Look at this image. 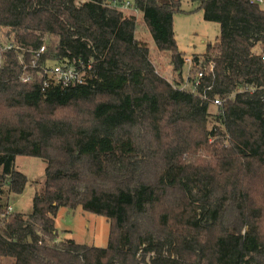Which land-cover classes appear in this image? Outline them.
Returning a JSON list of instances; mask_svg holds the SVG:
<instances>
[{
    "label": "trees",
    "instance_id": "obj_1",
    "mask_svg": "<svg viewBox=\"0 0 264 264\" xmlns=\"http://www.w3.org/2000/svg\"><path fill=\"white\" fill-rule=\"evenodd\" d=\"M108 1L0 0V28L34 78L23 83L18 54L0 47V264H142L150 254L152 264H264V5L191 0L220 26L206 48L213 71L192 93L157 73L137 17L120 10L127 0ZM128 1L182 73L183 0ZM47 35L57 44L35 60ZM61 61L91 66L90 80L43 92L40 67ZM212 117L221 127L209 128ZM20 156L47 163L29 215L8 213L29 183ZM62 208L106 218L107 246L51 243Z\"/></svg>",
    "mask_w": 264,
    "mask_h": 264
},
{
    "label": "rangeland",
    "instance_id": "obj_2",
    "mask_svg": "<svg viewBox=\"0 0 264 264\" xmlns=\"http://www.w3.org/2000/svg\"><path fill=\"white\" fill-rule=\"evenodd\" d=\"M88 0H76L78 6L84 4ZM254 1V0H253ZM109 5L119 6L117 0H109ZM197 3L191 0L182 1L183 12L174 15V31L180 51L186 54V62L182 73L175 72L174 67L167 54H161L155 44V41L146 27L143 20L142 12L133 7L131 1H125L120 5V10L125 15H135L138 20L135 37L137 40L147 43L151 60L156 68L157 73L164 77L174 87L184 89L186 91L197 93V89L193 87L196 79L192 76L193 61L196 58L204 60L205 70H209V62L206 57V48L209 44H214L220 36V26L217 23H211L204 20L203 10L198 9ZM8 29L0 28V40L2 43L16 44L14 34L7 37ZM57 44V38L53 36H45V46L51 48ZM4 49V46L0 44ZM259 54L260 48L254 49ZM23 59V57H22ZM207 62V63H206ZM197 63V62H195ZM221 101V100H220ZM210 106V112L214 116L219 114V107ZM211 118L209 128L215 126L221 127L215 118ZM15 169L24 173L29 178V183L22 195L16 196L11 194L10 213H22L29 215L33 211V200L35 196L41 194L44 190L46 181L47 163L43 159L33 157H17L15 161ZM148 228L154 232L152 224L146 220ZM55 226L57 229V239L53 242L59 243L68 238H73L77 242L92 246L104 248L107 246L110 237V223L103 216L83 211L81 208L70 210L62 208L55 217ZM154 254L146 257L142 264H152Z\"/></svg>",
    "mask_w": 264,
    "mask_h": 264
},
{
    "label": "built area",
    "instance_id": "obj_3",
    "mask_svg": "<svg viewBox=\"0 0 264 264\" xmlns=\"http://www.w3.org/2000/svg\"><path fill=\"white\" fill-rule=\"evenodd\" d=\"M252 3H258L261 5H264V0H251ZM259 36L264 39V33H260ZM0 44L4 46V49L6 51H14L18 54L19 60L21 64L24 65V73L22 75V82L23 83H31L34 78L32 75L27 73V66L25 62V49L22 48L20 45H15V44H4L0 40ZM262 46V41L258 42L256 44V48H260ZM47 47L45 45L41 46L38 50L36 51H30L34 56L35 60L40 58L44 53H46ZM261 51V50H260ZM262 53V52H260ZM259 53V54H260ZM23 57V59H22ZM264 61V57L262 59ZM33 63V68L37 69V61H32ZM194 67L198 69V72L196 74V79L193 83V87L198 89L202 83L203 79L207 76L205 70V64L204 60H199L197 63L193 61ZM91 69V66L88 68L82 63V62H71V61H61V62H46L45 65L41 66L38 72V75L44 80L43 83V92H45L51 85H57L61 87L62 89L69 88V87H74V86H81L85 85L89 80H90V74L89 70ZM210 71H213V66L211 65L209 67ZM210 90V89H209ZM213 105H220L221 101L219 98L213 100ZM11 208H8V213L10 214Z\"/></svg>",
    "mask_w": 264,
    "mask_h": 264
}]
</instances>
